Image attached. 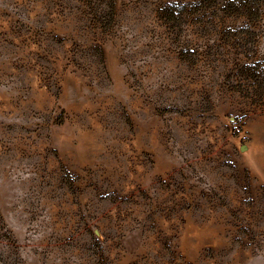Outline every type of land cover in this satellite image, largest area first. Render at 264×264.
<instances>
[{
    "label": "rangeland",
    "instance_id": "rangeland-1",
    "mask_svg": "<svg viewBox=\"0 0 264 264\" xmlns=\"http://www.w3.org/2000/svg\"><path fill=\"white\" fill-rule=\"evenodd\" d=\"M0 0V264H264V5Z\"/></svg>",
    "mask_w": 264,
    "mask_h": 264
},
{
    "label": "trees",
    "instance_id": "trees-1",
    "mask_svg": "<svg viewBox=\"0 0 264 264\" xmlns=\"http://www.w3.org/2000/svg\"><path fill=\"white\" fill-rule=\"evenodd\" d=\"M231 3L236 8H241L244 6L247 8V11L257 12L264 5V0H233Z\"/></svg>",
    "mask_w": 264,
    "mask_h": 264
}]
</instances>
